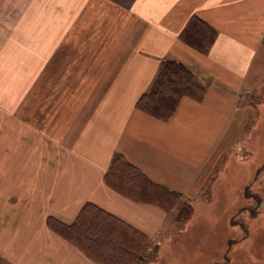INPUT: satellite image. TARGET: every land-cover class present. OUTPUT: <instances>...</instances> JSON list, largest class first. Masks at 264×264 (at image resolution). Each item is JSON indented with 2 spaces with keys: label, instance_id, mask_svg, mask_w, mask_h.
<instances>
[{
  "label": "crops",
  "instance_id": "1",
  "mask_svg": "<svg viewBox=\"0 0 264 264\" xmlns=\"http://www.w3.org/2000/svg\"><path fill=\"white\" fill-rule=\"evenodd\" d=\"M194 15L218 31L208 54L180 38ZM166 58L210 84L161 120L136 103ZM263 85L264 0H0V264H98L49 225L86 203L155 240L169 211L107 185L113 157L191 203Z\"/></svg>",
  "mask_w": 264,
  "mask_h": 264
},
{
  "label": "rangeland",
  "instance_id": "2",
  "mask_svg": "<svg viewBox=\"0 0 264 264\" xmlns=\"http://www.w3.org/2000/svg\"><path fill=\"white\" fill-rule=\"evenodd\" d=\"M261 92L254 101L255 126L246 123L243 132L224 142V156L204 195L191 200L192 215L180 219V210H170L141 264H264V85ZM248 147L254 151L250 158ZM253 171L256 183L241 189Z\"/></svg>",
  "mask_w": 264,
  "mask_h": 264
},
{
  "label": "trees",
  "instance_id": "3",
  "mask_svg": "<svg viewBox=\"0 0 264 264\" xmlns=\"http://www.w3.org/2000/svg\"><path fill=\"white\" fill-rule=\"evenodd\" d=\"M217 35L214 27L194 15L180 38L208 54ZM209 84V80L200 78L183 62L166 58L136 106L154 117L168 120L183 96L202 100ZM105 182L135 201L153 203L166 211L176 207L180 210V219L192 215L190 202H182L180 193L151 180L122 154L113 157L105 173ZM49 225L98 264H141L150 249L148 235L94 203H86L71 223L50 219Z\"/></svg>",
  "mask_w": 264,
  "mask_h": 264
}]
</instances>
